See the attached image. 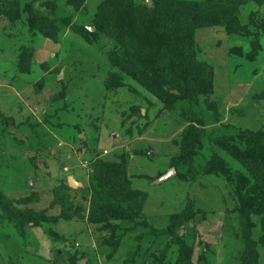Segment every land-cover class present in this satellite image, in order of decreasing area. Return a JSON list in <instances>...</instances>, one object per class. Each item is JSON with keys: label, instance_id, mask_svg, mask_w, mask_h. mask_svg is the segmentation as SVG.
<instances>
[{"label": "rangeland", "instance_id": "1", "mask_svg": "<svg viewBox=\"0 0 264 264\" xmlns=\"http://www.w3.org/2000/svg\"><path fill=\"white\" fill-rule=\"evenodd\" d=\"M81 259L264 264V0H0V264Z\"/></svg>", "mask_w": 264, "mask_h": 264}, {"label": "trees", "instance_id": "2", "mask_svg": "<svg viewBox=\"0 0 264 264\" xmlns=\"http://www.w3.org/2000/svg\"><path fill=\"white\" fill-rule=\"evenodd\" d=\"M172 9H174V7H172ZM182 60H183V65L186 67L185 68L186 73H184V76H186V77H184V78L187 80V83H189V80L187 79V76L192 74L193 71H195V69L198 70L200 66H203V64H200V63H197V62H192V60H185V59H182ZM161 91H160V95H161V98H162V95L164 94V92L162 91V93H163L162 94ZM162 99L164 100L165 98H162Z\"/></svg>", "mask_w": 264, "mask_h": 264}, {"label": "water", "instance_id": "3", "mask_svg": "<svg viewBox=\"0 0 264 264\" xmlns=\"http://www.w3.org/2000/svg\"><path fill=\"white\" fill-rule=\"evenodd\" d=\"M174 173H175V169H174L173 167H170V168L167 169V171H166L165 173H163V174L158 178V180H159V181L164 180V179H166L167 177L173 175ZM70 177H71L72 181H70ZM68 183H69L70 186H73V187H75V186H77V185L80 184L77 180H75L74 178H72V176H68ZM78 264H86L85 259H81V260H79V261H78Z\"/></svg>", "mask_w": 264, "mask_h": 264}, {"label": "bare ground", "instance_id": "4", "mask_svg": "<svg viewBox=\"0 0 264 264\" xmlns=\"http://www.w3.org/2000/svg\"><path fill=\"white\" fill-rule=\"evenodd\" d=\"M73 178V177H72ZM70 181H72L71 177H70Z\"/></svg>", "mask_w": 264, "mask_h": 264}]
</instances>
